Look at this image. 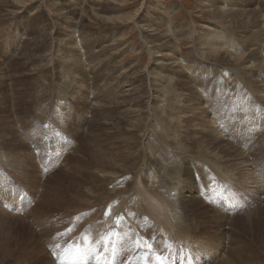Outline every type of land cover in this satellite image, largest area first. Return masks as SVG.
Returning <instances> with one entry per match:
<instances>
[{"label": "rangeland", "instance_id": "374dc122", "mask_svg": "<svg viewBox=\"0 0 264 264\" xmlns=\"http://www.w3.org/2000/svg\"><path fill=\"white\" fill-rule=\"evenodd\" d=\"M212 1L155 0L156 4H152L147 0H0V153L5 152L0 154V188L6 192V197H0V205L7 203V210L11 211H4L0 206V264H89L86 255L77 254L80 246L90 242L100 243L98 250H102L106 238L105 229L108 228L109 233L116 237L120 236V231L127 232L123 234L130 240L129 244L121 236L125 245L121 240L111 238L124 245L125 258L137 259V253L147 252V244H144L146 240L152 245L151 251L158 254L188 249L189 244H195V251L206 246V252L214 256L204 259L206 263L202 264H219L228 255V259L248 255V259L264 264V187L257 194L253 186L258 184L252 186L248 185L251 184L249 181H245L250 170L254 172L260 169L264 172V106L259 103H264L261 101L264 93L259 91L256 84L249 87V84L244 83L246 74L241 71L250 57L239 61L240 64L237 62L233 67L228 64L218 67L214 58L206 56L201 59L205 66L202 69L196 68L192 62L182 65L183 69L172 68L166 60L170 52L164 50L156 53L158 42L152 40V32H143L140 28L151 20H156L157 26H168L165 28L171 34V40L181 44L182 58L194 60L197 59L195 46L192 38L186 36L187 32H193L194 39L199 40L205 38L207 31L220 29L227 34V38L236 39V51L244 55L239 34L249 37L252 34L247 29H241L237 20L244 11L246 13L241 19H247L249 11L254 7L264 10L261 7L264 6V0H252V4L247 0H227L228 4L222 7L228 10L233 8L230 14L236 16L229 18L231 21L227 24L221 23L222 26L211 12L217 8L216 5H220ZM238 8L242 11H235ZM191 25L195 28L189 30ZM153 49L155 51L151 55ZM232 55L237 56L236 52H232ZM158 57L160 60L157 61ZM75 62L83 65L75 66ZM233 74H238V78ZM131 77H135L136 81ZM255 78L263 79L261 76ZM66 80L70 81L67 85L70 87L63 94L60 88ZM42 88L47 91H42ZM190 91L191 94L200 92L202 98L217 101L213 111H217L214 115L220 118H215L216 122L211 124L217 125L220 137L235 146L234 151H223L226 146L218 140H212L213 136L208 134L211 126L207 123L208 115H203L197 101L187 100ZM60 94L62 96L59 97ZM39 100L44 103L42 106ZM23 107L30 108L26 110ZM158 107L166 111L162 116L166 118V129L160 121L162 118L157 120L153 115L154 112L160 113L161 108ZM234 112L247 113L246 117L253 116L255 125L242 120V115L236 118L237 113L234 115ZM222 115L230 119V123H226L228 126H224L226 121ZM220 123L222 129L225 127V133ZM235 123L238 124L235 126ZM146 127L153 131L148 135L150 139L145 136ZM7 129L12 132L7 133ZM6 138L8 144H4ZM130 144L134 146L130 148ZM96 150L99 153L107 150L105 159H109L110 164H106L105 160L100 161L101 157ZM128 152H138L139 159L135 165L130 163ZM238 153L255 157L249 169L237 163ZM216 155H220V159ZM115 157L118 158V168L111 165ZM127 158L128 163L125 162ZM177 159L185 161L181 172L165 174L163 165L168 160ZM134 182H138L141 188L154 196L159 191L166 193L169 190L167 202L174 203L177 210L179 208L186 229L193 237H187L188 241L179 243L163 235L155 217L137 208ZM14 186L26 191L30 199L32 195L25 210V204L21 209H16L12 193ZM188 187L193 189L191 194L195 197L190 198L183 192V188ZM31 190L40 197L38 199L42 201V206ZM224 195L239 202L238 209L233 212L223 209ZM106 201L109 202L108 207L120 205L121 211L125 212L116 216L108 227L101 224V219L94 215L96 210L101 212L108 203ZM132 204L135 207L131 208ZM134 228H138L137 233L130 230ZM100 236L103 239H99ZM137 240L140 248L136 247ZM111 246L109 242L107 247ZM27 250L32 251L28 253ZM86 250L89 248L86 247ZM80 257L86 260L81 261ZM107 259L108 256L105 258L106 263ZM122 260L126 263L124 258Z\"/></svg>", "mask_w": 264, "mask_h": 264}, {"label": "bare ground", "instance_id": "6f19581e", "mask_svg": "<svg viewBox=\"0 0 264 264\" xmlns=\"http://www.w3.org/2000/svg\"><path fill=\"white\" fill-rule=\"evenodd\" d=\"M148 1H150V3H152V4H156L155 3V0H147V2ZM214 2H216V3H218L220 6L218 7V5H216L217 6V8L216 9H214L213 11H211L212 13H214L215 15V17L216 18H218V22L220 23V26H222L221 25V23H225V24H227L226 22H230L228 19L230 18H234L235 16H236V14H230V12H232V11H234L233 10V8L231 9V10H228V9H226L225 7H222V6H225L224 4H228V3H226L227 2V0H213ZM212 1V2H213ZM248 1V3H251L252 2V0H247ZM221 3V4H220ZM254 3V2H253ZM232 4V3H231ZM252 4V3H251ZM248 5H250V4H248ZM156 6V5H155ZM261 7H264V6H262L261 5ZM174 8V7H173ZM159 9V8H158ZM176 10V9H175ZM235 11H242V10H240V8H238V9H235ZM159 12H160V10H159ZM250 13H249V16H248V18L246 19V18H244V19H241V16L242 15H244V13H246L245 11L243 12V13H240L241 14V16H239L240 18L237 20V25L239 26V27H241V29L242 28H244V29H247V30H249L250 31V33L252 34V35H250V37L247 35H244V34H239V36H241L240 38L242 39V44H243V48L241 49V51L244 53V55L241 53V52H239V51H236V42H235V40L236 39H231V38H227L228 36H227V34L225 33V32H221V30L219 29V30H216L215 29V31H207L208 32V34L205 36V38L204 37H202V38H200L199 40H196V39H194V36H193V32L191 33L190 31H188L187 32V34H186V36H189V37H191L192 38V41H193V44H194V46H195V52H196V57H197V59L196 60H194L193 58L192 59H185V58H182V50H181V44H180V42H178V41H176V40H174V41H172L171 40V37H170V35L171 34H168V32H167V27L165 28V27H161L162 25L160 24V25H158L157 26V24H156V20L155 21H153V20H151V21H149V22H147V23H143L144 25H142L140 28H141V30L143 31V32H147V33H151L152 32V37H153V41L155 40L156 42H158V44H157V48H156V53L157 52H162V51H166V52H170L169 54H171V55H166L167 56V62H168V64H170L169 66L170 67H178V68H182L181 66L182 65H186V63L187 62H192L194 65H195V67L196 68H198V69H202V68H204L205 66H204V63H203V59H205L206 58V56H208V58L210 57V58H214L216 61H217V66L219 67L221 64L223 65V64H228V65H232V67L233 66H235V64L238 62L239 64H240V62L239 61H243V60H245L246 59V57H250L248 60H246L247 62L245 63V66L243 67V69L241 70V71H243V73H244V75L246 74V76H245V80H243L244 81V83H247V85L249 84V87H250V85H254V84H256V87H258V89H259V91H261V92H263L264 93V83H263V81L262 80H264V10H262L261 8H255L254 7V9H251L250 11H249ZM164 15V14H163ZM168 15V14H167ZM248 15V14H247ZM155 16V15H154ZM144 18V17H143ZM249 18H250V20H249ZM145 19V18H144ZM156 19L158 20V19H160V18H157L156 17ZM144 21H147L146 19L144 20ZM167 21H165V23H166ZM169 22H170V20H169ZM218 22H217V24H218ZM162 23V22H161ZM163 24V23H162ZM171 24V23H170ZM234 24V23H233ZM169 25V24H168ZM170 26V25H169ZM234 27V26H233ZM236 27V26H235ZM234 27V28H235ZM146 28V29H145ZM183 28V27H182ZM195 27L194 26H192L191 25V28L189 27L188 29L190 30V29H194ZM219 28H221V27H219ZM230 28H232V27H230ZM234 28H233V30H234ZM162 29H165V30H162ZM186 29V28H185ZM223 29V28H222ZM180 30V29H179ZM182 30V29H181ZM180 30V31H181ZM184 30V29H183ZM208 30V29H207ZM228 30V29H227ZM231 30V29H230ZM240 29H238V31H239ZM174 31V30H173ZM177 31V30H176ZM179 31V32H180ZM232 31V30H231ZM235 31V30H234ZM233 31V32H234ZM237 31V30H236ZM246 31V30H245ZM232 32V33H233ZM171 33V32H170ZM176 33H178V32H176ZM175 33V34H176ZM217 33H218V38H217ZM220 34H222V35H220ZM234 34V33H233ZM238 35V34H237ZM244 35V36H243ZM177 36H178V34H177ZM176 36V37H177ZM223 36V37H222ZM176 37L175 38H173V39H176ZM217 38V39H216ZM74 39V38H73ZM190 39V38H189ZM76 40V39H75ZM76 44V43H75ZM166 44V46H164ZM240 44V43H239ZM239 46V45H238ZM237 46V47H238ZM150 49V48H149ZM178 49H180V50H178ZM154 49L152 50V51H150V53H151V55L154 53ZM236 52V54H237V56H233L232 55V52ZM238 52H239V54H238ZM240 53L242 54V55H240ZM164 54V53H163ZM249 54V55H248ZM165 55H164V57H165ZM235 55V54H234ZM163 58V57H162ZM186 58H188V57H186ZM66 59V58H65ZM202 59V60H201ZM77 60V59H76ZM156 60L158 61V60H160V58L158 57V58H156ZM65 61V60H64ZM67 61H68V59H67ZM70 62V61H69ZM219 62V63H218ZM65 63V62H64ZM64 63H62L64 66H66V64H64ZM75 63H77L76 65H75ZM74 63V65L75 66H77L78 64H80V65H83L81 62L79 63V62H75ZM242 63V62H241ZM255 63V64H254ZM70 64V63H69ZM243 64V63H242ZM74 65H72L73 67H74ZM80 65H78V66H80ZM165 65V64H164ZM70 66V65H69ZM221 67H223V66H221ZM241 67V66H240ZM78 68V67H77ZM76 68V69H77ZM229 68V67H228ZM235 69H236V67H234ZM237 68H238V66H237ZM257 68V69H256ZM83 69V68H82ZM183 69V68H182ZM221 69V68H220ZM239 69H241V68H239ZM172 70V69H171ZM219 70V69H218ZM232 70H234L233 68H232ZM65 71V70H64ZM225 71V70H224ZM236 71H239V70H236ZM263 71V72H262ZM217 72H220V71H217ZM216 72V73H217ZM235 72V71H234ZM65 73V72H64ZM159 73V72H158ZM215 73V72H214ZM232 73V72H231ZM210 74V73H209ZM241 74V73H240ZM162 75V74H161ZM226 75H228L227 73H226ZM234 75V74H233ZM135 76V75H134ZM162 76H164V75H162ZM229 76V75H228ZM235 76V75H234ZM237 76H238V74H237ZM237 76H235L236 78H238ZM241 75H239V77H240ZM257 76H261V77H263V79L262 80H258V79H256L255 77H257ZM43 77V76H42ZM167 77H169V74L167 73ZM67 78V77H66ZM132 78V77H131ZM173 78V77H172ZM221 78H224V77H221ZM226 78V77H225ZM224 78V79H225ZM231 78V77H230ZM244 78V77H243ZM132 79H134V81H136V79H135V77H133ZM138 79V78H137ZM163 79V78H162ZM171 79V78H170ZM223 79V80H224ZM229 79V78H228ZM172 80V79H171ZM170 80V81H171ZM174 80H175V78H174ZM220 80V79H219ZM226 80H227V78H226ZM241 80V79H240ZM42 81H43V79H42ZM40 82V81H39ZM44 82V81H43ZM132 82V81H131ZM168 83H169V81H167ZM176 82V81H175ZM179 82H180V80H179ZM69 83H70V81L69 80H66V81H63V84H62V86H61V92H63V94H65L67 91L66 90H69V87H67V85H69ZM171 83V82H170ZM239 83V82H238ZM45 84V83H44ZM49 84V83H48ZM132 84V83H131ZM137 84V83H136ZM178 84V83H177ZM243 84V83H242ZM43 85V84H42ZM55 85V84H54ZM61 85V84H60ZM138 85V84H137ZM136 85V86H137ZM175 85V84H174ZM205 85V84H204ZM238 85H240V84H238ZM48 86V85H47ZM140 86V85H139ZM143 86V85H142ZM171 86V85H170ZM36 87H37V85H36ZM40 88H41V86H39ZM66 87V88H65ZM141 87V86H140ZM194 87V86H193ZM40 88H37L38 90H40ZM47 88V87H46ZM59 88V87H58ZM216 88V87H215ZM43 89V90H42ZM41 90L42 91H44V88H42ZM57 89V88H56ZM59 89V90H60ZM138 89V88H137ZM160 89V88H159ZM168 89V88H167ZM249 89V88H248ZM247 89V90H248ZM258 89H257V91H258ZM163 90V89H162ZM161 90V91H162ZM165 90V89H164ZM244 90H245V88H244ZM250 90H251V88H250ZM36 91V90H35ZM47 90H45L44 92H46ZM53 91H55V90H53ZM57 91V90H56ZM141 91V90H140ZM139 91V92H140ZM146 91V90H145ZM158 91V90H157ZM166 91V90H165ZM165 91H163V92H165ZM252 91V90H251ZM37 92V91H36ZM41 92V91H40ZM143 92V91H142ZM158 92H160V91H158ZM207 92V91H206ZM247 92V91H246ZM38 93H39V91H38ZM57 93V92H56ZM146 94H147V92H145ZM162 93V92H161ZM192 92L190 91V94H189V98H187V100H193V101H197L198 102V104H199V107H201V109H202V111H203V115H208V116H206L207 118H208V122L207 123H215L216 122V119L215 118H220L219 116H217V117H215V113L217 112V111H213V109H214V107H216L217 106V101L216 100H214V99H208V97H205V98H202L201 97V94H200V92H198V93H194V94H191ZM211 94H212V92H210ZM209 93V94H210ZM35 94V93H34ZM37 94V93H36ZM48 93H46V95H47ZM137 94H139V93H137ZM162 94H164V93H162ZM166 94H168V93H166ZM44 95V94H43ZM113 95H114V97L116 96L114 93H113ZM161 95V94H160ZM222 95V94H221ZM21 96H22V93H21ZM23 96H25V95H23ZM45 96V95H44ZM59 97L60 96H62L61 94L60 95H58ZM131 96H132V94H131ZM139 96V95H138ZM149 96V95H148ZM219 96H220V94H219ZM262 96V95H261ZM29 97V96H28ZM27 97V98H28ZM40 97V96H39ZM106 97V96H105ZM164 97V96H163ZM172 97V96H171ZM170 97V98H171ZM191 97H193V98H191ZM212 97H213V95H212ZM264 97V96H263ZM45 98V97H44ZM129 98H130V96H129ZM128 98V99H129ZM131 98H133V96L131 97ZM150 98V97H149ZM148 98V99H149ZM169 98V99H170ZM23 99V98H22ZM46 99V98H45ZM108 99H110V98H107V100ZM147 99V100H148ZM165 99H166V97H165ZM164 99V100H165ZM168 99V98H167ZM262 99V98H261ZM260 99V100H261ZM29 100V99H28ZM27 99L25 100V101H28ZM31 100V99H30ZM36 100V99H35ZM129 100H131V99H129ZM135 100H136V98H135ZM137 100H138V98H137ZM182 100V99H181ZM220 100H221V98H220ZM37 101H38V99H37ZM40 101V100H39ZM45 101V100H44ZM166 101V100H165ZM262 102H264V99L263 100H261ZM4 102V101H3ZM14 102V101H13ZM12 102V103H13ZM30 102V101H29ZM35 102V101H34ZM41 102V101H40ZM46 102V101H45ZM119 102H121V101H119ZM126 102V101H125ZM167 102V101H166ZM2 103V102H1ZM0 103V104H1ZM32 104H33V97H32V102H31ZM30 103V104H31ZM161 103H163L162 101H161ZM221 103V102H220ZM260 104H262V106H264V103H261V102H259ZM27 104V103H26ZM29 104V103H28ZM36 104V103H35ZM42 104H44V103H42L41 102V104H40V106H42ZM164 104V103H163ZM192 104V103H191ZM21 105V104H20ZM38 105V104H37ZM124 105V104H123ZM168 105V104H167ZM167 105L165 106V107H167ZM176 105V104H175ZM189 105V104H188ZM194 105V104H193ZM18 106V105H17ZM24 107H26L27 105H23ZM30 106V105H29ZM46 106H47V104H46ZM45 106V107H46ZM23 107V108H24ZM37 107H39V106H37ZM190 107V106H189ZM198 107V108H199ZM18 108V107H17ZM30 108V107H29ZM28 108V109H29ZM156 108H157V105H156ZM158 108H161L160 110H159V112L160 113H157V112H154V117L158 120V118L160 119V118H162V120H160V121H162V124L164 125V128L166 129V127H168V126H165V124H166V118H164V117H162V116H164L163 114V112H166L165 111V109L164 108H162V107H158ZM168 108H169V106H168ZM180 108V107H179ZM192 108H193V106H192ZM220 108V107H219ZM24 109H26V108H24ZM28 109H26V110H28ZM37 109H39V108H37ZM45 109V108H44ZM167 109V108H166ZM220 109H223V107L222 108H220ZM18 111H20V110H18ZM41 111V110H40ZM168 111V110H167ZM219 111V110H218ZM16 112V111H15ZM45 112H46V110H45ZM2 113V112H1ZM41 113H43V112H41ZM237 112H234L233 114L235 115ZM14 114H18V112L17 113H14ZM166 115V114H165ZM237 115L239 116L240 115V117H241V115L243 116V118H241L242 120L243 119H245L247 122L248 121H250L249 123L250 124H252V125H255L254 123H255V118L253 117V116H251V117H246L247 116V113H245V114H241V113H237L235 116H236V118H237ZM2 116V115H1ZM169 116H170V114H169ZM168 116V117H169ZM41 117V116H40ZM221 117H223V119L226 121L225 122V124H224V126H228L226 123H230V119H226L225 117H224V115H222ZM170 118V117H169ZM178 118H180V117H178ZM258 118V116L256 117V119ZM154 119V118H153ZM155 119V120H156ZM215 119V121H213ZM218 119H217V121H218ZM11 119H9V121H10ZM175 120V119H174ZM222 120V119H221ZM233 120H234V118H233ZM2 121V120H1ZM6 121V120H5ZM176 121V120H175ZM207 121V120H206ZM29 122V121H28ZM153 122H154V120H153ZM2 123V122H1ZM157 123V122H156ZM159 123V122H158ZM161 123V122H160ZM172 123V122H171ZM240 123H241V121H240ZM248 123V124H249ZM143 124V123H142ZM209 124V125H210ZM218 124V123H217ZM221 124L222 123H220L219 124V126H220V128L222 129V127H221ZM236 124H238V123H235L234 125L236 126ZM24 125V124H23ZM152 125V124H151ZM150 125V126H151ZM159 125V124H158ZM163 125H162V127H163ZM169 125V124H168ZM171 125H173V124H171ZM3 126V125H2ZM147 126V125H146ZM154 126V125H153ZM160 126V125H159ZM183 126V125H182ZM216 126L217 125H215L214 126V124H211V126L209 127V132H208V134L209 135H212L213 137H212V140L213 141H216V140H218V141H220L221 143L220 144H223L224 145V147L226 146V150H224L223 148V151H234L233 149H235L233 146H231L230 144H228L226 141H225V138H222V137H220L219 135H220V133L218 132V128H216ZM4 127V126H3ZM2 127V128H3ZM7 127H9V126H7ZM161 127V128H162ZM169 127H171V126H169ZM175 127V126H174ZM174 127H172V128H174ZM178 127V126H177ZM1 128V127H0ZM141 128V127H140ZM148 127H146V130H145V128H144V130L146 131L145 132V136L147 137L148 135H150L153 131H152V129H150V130H148L147 129ZM152 128V127H151ZM154 128V127H153ZM6 129V128H5ZM142 129L143 128H141L140 130L142 131ZM176 129V128H175ZM206 129H208V128H206ZM8 130V132L7 133H9V132H12V131H10V129H7ZM6 130V131H7ZM161 130V129H160ZM171 130V129H170ZM229 131L231 130V129H228ZM14 131V130H13ZM17 131V130H16ZM15 131V132H16ZM185 131V130H184ZM225 131V127L222 129V132L223 133H225L224 132ZM15 132H13V133H15ZM144 132V131H143ZM187 132V131H186ZM221 132V133H222ZM230 132H232V131H230ZM13 133H12V135H13ZM129 133V132H128ZM132 133V132H131ZM155 133V132H154ZM163 133V132H162ZM178 133H180V132H178ZM4 134V133H3ZM11 134V133H10ZM17 134V133H16ZM165 134L167 135V131H165ZM201 134V133H200ZM231 134V133H230ZM6 135V134H5ZM19 135V134H18ZM127 135V134H126ZM142 135V134H141ZM143 135H144V133H143ZM158 135H160V134H158ZM164 135V134H163ZM163 135H161V136H163ZM172 135V134H171ZM203 135V134H202ZM3 136V135H2ZM1 136V137H2ZM17 136V135H16ZM21 136V135H20ZM207 136V135H206ZM234 136V135H233ZM7 137V136H6ZM9 137H11V135L10 136H8V139H9ZM13 137V139L15 140V136L13 135L12 136ZM173 137V136H172ZM202 137H204V136H202ZM208 137V136H207ZM3 138H5V136L3 137ZM21 138V137H20ZM126 138V137H125ZM128 138V137H127ZM148 138H149V136H148ZM152 138V137H151ZM162 138V137H161ZM211 138V137H210ZM150 139V138H149ZM159 139V138H158ZM170 140L172 139V138H169ZM180 139H182V138H180ZM11 140V139H10ZM21 140V139H20ZM23 140V139H22ZM164 140H166V139H164ZM175 140V139H174ZM205 140V139H204ZM227 140V139H226ZM231 140V139H230ZM1 141V140H0ZM7 138H6V143H4V144H8L7 143ZM16 141V140H15ZM25 141V140H24ZM142 141V140H141ZM207 141H209V140H207ZM145 142V141H144ZM149 142V141H148ZM163 142V141H162ZM179 142V141H178ZM10 143H12V142H10ZM14 143V142H13ZM17 143V142H16ZM19 143V142H18ZM118 143V142H117ZM164 143V142H163ZM177 143V142H176ZM207 143H209V142H207ZM207 143H206V145L205 146H207L208 147V145H207ZM215 143V142H214ZM19 144H21V143H19ZM24 144V143H23ZM22 144V145H23ZM124 144V143H123ZM135 144V143H134ZM134 144H130L129 146H130V148H132L133 146H134ZM150 144V143H149ZM210 144V143H209ZM0 145H2V144H0ZM120 145V144H119ZM152 145V144H151ZM151 145H148V146H151ZM155 145V144H154ZM163 145V144H162ZM181 145V144H180ZM216 145V144H215ZM219 145V144H218ZM217 145V146H218ZM236 145V144H235ZM5 146V145H4ZM141 146V145H140ZM156 146V145H155ZM164 146V145H163ZM168 146V145H167ZM170 146V145H169ZM195 146V145H194ZM211 147H212V144L210 145ZM14 147H15V145H14ZM13 147V148H14ZM25 147H27V145L25 146ZM118 147V146H117ZM126 147V146H125ZM214 147V146H213ZM2 147L0 146V149H1ZM17 148H19V147H17ZM31 148V147H30ZM119 148V147H118ZM117 148V149H118ZM129 148V149H130ZM140 148V147H139ZM181 148H183V147H181ZM180 148V149H181ZM186 148V147H185ZM204 148V147H203ZM206 148V147H205ZM216 148V147H215ZM219 148V147H218ZM8 149V148H7ZM11 149V148H10ZM15 149H16V147H15ZM125 149V148H124ZM176 149V148H175ZM209 149H210V147H209ZM14 150V149H13ZM12 150V151H13ZM99 150V149H98ZM120 150V149H119ZM149 150V149H148ZM211 150V149H210ZM253 150V149H252ZM264 150V149H263ZM12 151H10V152H12ZM97 151V150H96ZM101 151V150H100ZM182 151V150H181ZM198 151H199V148H198ZM203 151V150H202ZM209 151V150H208ZM257 151V150H256ZM260 151V150H259ZM154 152V151H153ZM183 152H185V151H183ZM197 152V151H196ZM204 152V151H203ZM202 152V153H203ZM206 152H207V149H206ZM214 152V151H213ZM250 152H252V151H250ZM5 152H3V153H0V154H4ZM19 153V152H18ZM96 153H98V155L101 157L99 160L100 161H102V162H104V160L106 161V164H110V161H109V159L108 160H106L105 159V157H106V154H107V150H106V152H101V153H99L98 151L96 152ZM209 153V152H208ZM215 153V152H214ZM217 153V152H216ZM219 153H220V151H219ZM253 153V152H252ZM14 154H15V152H14ZM112 154V153H111ZM110 154V155H111ZM128 154V158L129 159H131V161H130V163L131 164H133V165H135L136 163H137V161H138V159H139V155H138V152H136V153H133V152H128L127 153ZM156 154V153H155ZM171 154V153H170ZM186 154V153H185ZM184 154V155H185ZM196 154V153H195ZM211 154V153H210ZM209 154V155H210ZM229 154V153H228ZM227 154V155H228ZM24 155V154H23ZM188 155V154H187ZM198 155V154H197ZM206 155V154H205ZM213 155V154H212ZM234 155H235V153H234ZM253 155V154H252ZM1 156V155H0ZM4 156V155H3ZM13 156V155H12ZM115 156V155H114ZM119 156H120V154H119ZM147 156V155H146ZM180 156V155H179ZM208 156V155H207ZM216 156H220V155H216ZM223 156V154H221V156L220 157H222ZM225 156V155H224ZM154 157V156H153ZM157 157H159V156H157ZM178 157V156H177ZM205 157V156H204ZM220 157H219V159H220ZM236 157H239V159H238V164H240V165H242L243 167L245 166V168H246V166L248 167V169L250 168V165H253V161H254V159H255V157H253V156H249V154L248 155H246V154H242V153H238L237 154V156ZM235 157V158H236ZM258 157V156H257ZM109 158V157H108ZM128 158L127 159H125V162L126 163H128ZM144 158V157H143ZM149 158V157H148ZM152 158V157H151ZM160 158V157H159ZM164 158V157H163ZM175 158V157H174ZM196 158H197V156H196ZM213 158V157H212ZM228 158H230V157H228ZM227 158V159H228ZM112 158H110V160H111ZM188 159V158H187ZM200 159V158H199ZM209 159H210V157H209ZM223 159H225V158H223ZM234 159V158H233ZM259 159V158H258ZM150 160V159H149ZM163 160V159H162ZM194 160V159H193ZM204 161H205V159H203ZM215 160V159H214ZM217 160V159H216ZM230 160V159H229ZM188 161V160H187ZM196 161V160H195ZM211 161V160H210ZM220 162H221V160H219ZM228 161V160H227ZM108 162V163H107ZM121 162V161H120ZM156 162V161H155ZM202 162V161H201ZM232 162V161H231ZM235 162H236V160H235ZM257 162V161H256ZM260 162V161H259ZM188 163V162H187ZM217 163V162H216ZM230 162H228V164H229ZM140 164V163H139ZM182 164H185V161L184 160H182V159H177V160H168L167 161V163L165 164V165H163V172L165 173V174H167V175H175V174H177L178 172H181V166H182ZM212 164V163H211ZM226 164H227V162H226ZM255 164V163H254ZM258 164V163H257ZM256 164V165H257ZM111 165L113 166V167H115V168H118V167H120V166H118V158L117 157H115V158H113L112 159V161H111ZM155 165V164H154ZM157 165V164H156ZM196 165V164H195ZM207 165V164H206ZM222 165V164H221ZM225 165V164H224ZM111 166V167H112ZM141 166H143V165H141ZM151 166V165H150ZM211 166H214V165H211ZM237 166V165H236ZM255 166V165H254ZM239 167V166H238ZM241 167V166H240ZM187 168V167H186ZM190 168V167H189ZM188 168V169H189ZM195 168H198V167H195ZM244 168V169H245ZM124 169V168H123ZM138 169V168H137ZM140 169V168H139ZM154 169V168H153ZM160 169V168H159ZM187 169V170H188ZM204 169V168H203ZM206 169V168H205ZM217 169H218V167H217ZM220 169V168H219ZM226 169V168H225ZM228 169V168H227ZM233 169V168H232ZM231 169V170H232ZM235 169V168H234ZM242 169V168H241ZM43 170V169H42ZM192 170V169H191ZM215 170V169H214ZM223 170H224V167H223ZM45 171V170H44ZM154 171V170H153ZM159 171V170H158ZM161 171V170H160ZM183 171V170H182ZM236 171H239L238 169L236 170ZM243 171H245V170H243ZM129 172V171H128ZM192 172V171H191ZM201 172V171H200ZM199 172V173H200ZM225 172H227V170L225 171ZM233 172H235V171H233ZM240 172V171H239ZM248 172H250V173H248V176H247V178H245V181L246 182H250L251 184H249L248 183V185H252V184H258L257 186H253V189L255 188L256 189V193L257 194H259V192L261 191V190H263L262 189V187H264V172H262V171H260V169L259 170H256V171H254V172H251V170L250 171H248ZM258 172H259V175H258ZM88 173V172H87ZM139 173V172H138ZM141 173V172H140ZM183 173V172H182ZM241 173H242V171H241ZM155 174V173H154ZM219 174V173H218ZM225 174V173H224ZM223 174V175H224ZM229 174V173H228ZM235 174V173H234ZM159 175H160V173H159ZM230 175V174H229ZM243 175H244V173H243ZM245 175H247V174H245ZM37 176V175H36ZM39 176V175H38ZM143 176V175H142ZM165 176V175H164ZM192 176V175H191ZM220 176H221V174H220ZM226 176V175H225ZM232 176V175H231ZM135 177V176H134ZM139 177V176H138ZM152 177V176H151ZM185 177V176H184ZM188 178V177H187ZM241 178V177H240ZM154 179H155V177H154ZM157 179V178H156ZM155 179V180H156ZM178 179V178H177ZM183 179V178H182ZM23 180V179H22ZM137 180H138V178H137ZM184 180V179H183ZM183 180H182V182H183ZM163 181V180H162ZM180 181V180H179ZM187 181V180H186ZM189 181V180H188ZM138 182H139V180H138ZM138 182H134L135 183V186H136V194H137V196H136V199H135V201H136V205H137V208L138 209H140L143 213H150L151 214V216H152V218H153V216L155 217V219L157 220V226H158V229L163 233V235H166L169 239H172V240H174V241H177V242H179V243H185L186 241H188L189 239H187V237L188 238H190V237H193V236H191L192 234H190L191 232L188 230V229H186L187 228V225L184 223V221H183V219H182V214L178 211L179 210V208H178V210L174 207V203H168L167 202V194H169V190L166 192V193H163V192H157V196H154L153 194H151V193H149L148 191H146L145 189H143V188H141L142 186H140L139 185V183ZM193 182V181H192ZM241 182H243V180L241 181ZM149 183V182H148ZM163 183V182H162ZM173 183V182H172ZM244 183V182H243ZM49 184V183H48ZM184 184V183H183ZM172 185V184H171ZM185 185V184H184ZM102 186V185H101ZM179 186V185H178ZM29 187V186H28ZM29 188H31V187H29ZM41 188V187H40ZM110 188V187H109ZM145 188V187H144ZM126 189V188H125ZM173 189V188H172ZM260 189V190H259ZM109 190V189H108ZM149 190V189H148ZM32 191V190H31ZM47 191V190H46ZM33 192V191H32ZM84 192V191H83ZM92 192V191H91ZM165 192V191H164ZM183 192H185V193H187V195L186 194H183V195H186V196H190V198L191 197H195L196 195H192L191 193L193 192V189H191V187H188L187 189L186 188H183ZM34 193V192H33ZM37 193H38V191H37ZM43 193V192H42ZM42 193H39V194H42ZM262 193H264V190H263V192ZM64 194V193H63ZM115 194V193H114ZM34 195H35V193H34ZM111 195V194H110ZM181 195V194H180ZM192 195V196H191ZM222 196H223V194H221ZM38 196V195H37ZM36 195H35V198H36V200H38L39 201V204L41 205V200H39L38 198H40V197H37ZM50 196V195H49ZM100 196V195H99ZM0 197H6V192H5V190L4 189H1L0 188ZM171 198V197H170ZM31 200H32V195H31ZM36 200H34V202H36ZM112 200V199H111ZM122 200V199H121ZM38 201H37V203H38ZM109 201V200H108ZM108 201H106V202H108ZM31 202V201H30ZM29 201H27V202H25V207H24V210L28 207V203H30ZM127 202H128V200H127ZM134 202V201H133ZM79 203V202H78ZM77 203V204H78ZM105 203V202H104ZM129 203V202H128ZM127 203V204H128ZM236 203V205H237V207L236 208H238L239 207V205H238V203L237 202H235ZM43 204V203H42ZM102 204V203H101ZM108 204H109V202L108 203H106V206L102 209L101 207V212H99V211H94V215H95V217L97 218V219H101V221H102V223L101 224H103V225H105V226H109L114 220H115V218H116V216H118V215H121L122 213H125V212H123V211H121V209H120V205H117V206H115V207H112V206H109L108 207ZM119 204V203H118ZM122 204V203H121ZM32 205V204H31ZM37 205V204H36ZM48 205H53V204H50V203H48ZM99 206H100V203L98 204ZM97 205V206H98ZM135 205V204H134ZM133 204L130 206L131 208H133V207H135ZM183 205V204H182ZM1 206V205H0ZM42 206V205H41ZM47 206V205H46ZM78 206V205H77ZM102 206V205H101ZM2 207V209L4 210V211H10V210H7V209H4L3 208V206H1ZM31 207V206H30ZM70 207H72V206H70ZM74 207V206H73ZM85 207H87V206H85ZM84 207V208H85ZM213 207V206H212ZM242 207H243V205H242ZM34 208H36V207H34ZM58 208H62V207H58ZM90 208H91V206H90ZM93 208V207H92ZM95 208H96V206H95ZM143 209V210H142ZM223 209H224V207H223ZM23 210V211H24ZM38 210V209H37ZM65 210V209H64ZM71 210V209H70ZM80 210H82V209H80ZM100 210V209H99ZM35 211V210H34ZM33 211V212H34ZM55 211V210H54ZM53 211V212H54ZM68 211V210H67ZM67 211H64V212H67ZM72 211H74V210H72ZM72 211H71V213H72ZM140 211V212H141ZM182 211V210H181ZM200 211V210H199ZM11 212V211H10ZM14 212V211H13ZM16 212V211H15ZM36 212V211H35ZM41 212V211H40ZM49 212H51V211H49ZM52 212V213H53ZM56 212V211H55ZM76 212H77V210H76ZM210 212H211V210H210ZM229 212H233V210H231V211H229ZM37 213V212H36ZM51 213V214H52ZM62 213H63V211H62ZM68 213V212H67ZM73 213H75V212H73ZM213 213V212H212ZM50 214V213H49ZM149 214V215H150ZM189 214V213H188ZM209 214V213H208ZM221 214V213H220ZM34 215V214H33ZM39 215V214H38ZM37 215V216H38ZM47 215V214H46ZM65 215V214H64ZM67 215V214H66ZM69 215H71V214H69ZM93 215V216H94ZM149 215H147V216H149ZM215 215V214H214ZM217 215V214H216ZM45 216V215H44ZM50 216H52V215H50ZM49 216V217H50ZM68 216V215H67ZM191 216H192V214H191ZM69 217V216H68ZM150 217V216H149ZM185 217V216H184ZM15 218V217H14ZM62 218V217H61ZM60 218V219H61ZM16 220H17V218H15ZM28 219V218H27ZM58 219V218H57ZM59 219V220H60ZM64 219H67V218H64ZM63 219V220H64ZM88 219H90L89 217H88ZM92 219H94V217H92ZM96 220V219H95ZM154 220V219H153ZM88 222V221H87ZM87 222H85V223H87ZM97 222V221H96ZM154 222V221H153ZM211 222V221H210ZM214 222V221H213ZM212 222V223H213ZM220 222V221H219ZM84 222L82 223V224H85ZM209 223V222H208ZM215 223V222H214ZM60 224V223H59ZM100 224V225H101ZM198 225V224H197ZM206 225V224H205ZM207 227V226H206ZM45 228V227H44ZM146 228V227H145ZM118 229V228H117ZM138 228H134V229H130V230H132V231H134L135 233H137L138 232V230H137ZM147 229H148V227H147ZM201 229V228H200ZM119 230V229H118ZM129 229H128V232L130 231ZM151 230V229H150ZM204 230V229H203ZM105 231H106V238H104L105 240L103 241L104 242V245H102V250H98V246H99V244H90V243H92V242H90V243H88L87 245H82V246H80L81 247V249H79L80 251H79V253H83V254H85L86 256H87V258H88V260H89V264H104V258H105V255H106V251L108 250L109 251V256H110V254L112 253V251L114 250V249H116V252H117V258H116V262H115V264H124L123 263V260H122V258H124L125 260H126V263H137V264H156V263H158L159 261H161V260H166V258H173L175 255H177V256H179V257H187V259L189 260V261H191V260H194L195 261V263L196 264H202L203 262H205L206 263V261L204 260V259H208V258H210L211 257V255H213L214 256V254L212 253L211 255H209L207 252H206V246H203V248L202 249H200V247H199V249H197L196 251H195V247H194V245L195 244H189V248L187 249V248H182V249H177V250H170V251H167V252H165V253H156V252H154V251H147V252H139V253H137L136 255V257H138L139 256V258H137V259H135L134 257H131V258H125L124 257V255H123V253H125V251H124V245H125V242H124V240L129 244V242H130V240L129 239H127L126 238V235L125 234H123V233H127V232H122L121 233V231H120V236L124 239H122L120 236H118V237H116V235H114V234H110L109 233V228H108V230L107 229H105ZM202 231V230H201ZM151 232V231H150ZM22 233V232H21ZM20 233V234H21ZM115 233V232H114ZM148 234H149V232H148ZM154 234V232L153 233H151L150 234V237H151V235H153ZM194 234V233H193ZM196 234V233H195ZM216 234V233H215ZM222 234H223V232H222ZM198 236V235H197ZM111 238H113V239H117V240H121L122 241V243L124 244H122L121 242H119V241H116V240H111ZM153 238V237H152ZM99 239H103L101 236L99 237ZM108 240V241H107ZM106 241V242H105ZM154 241H156L155 239H154ZM197 241H198V239H197ZM109 242H111V244L113 245V246H111V247H107V245H108V243ZM156 242H158V241H156ZM195 242V241H194ZM114 243H115V245H114ZM29 244V243H28ZM32 245V244H31ZM117 245V246H116ZM198 246V245H197ZM221 246V245H220ZM43 247V246H42ZM86 247L87 248H89V250H86L85 251V249H86ZM222 247V246H221ZM240 247V246H239ZM7 248V247H6ZM238 248V247H237ZM190 249V250H189ZM32 250H33V248H32ZM31 250V251H32ZM96 250H98V251H96ZM28 251V250H27ZM30 251V250H29ZM29 251H28V253H29ZM31 251H30V253H31ZM44 251V250H43ZM95 251V252H94ZM94 252V253H93ZM44 253V252H43ZM143 254H145L144 256H142ZM153 254V255H152ZM227 254V253H226ZM232 254V253H231ZM31 255V254H30ZM234 255V254H233ZM251 256H252V254H250ZM93 256V257H92ZM238 256V255H237ZM142 257H143V259H142ZM147 257H149V258H147ZM157 257H159V259H157ZM228 257H229V255L226 257V258H222L218 263L219 264H257L255 261L256 260H252V258H250V259H248L247 257H248V255H247V257H246V255H245V257L243 258H239V257H236V256H232V258H230V259H228ZM255 257V256H254ZM133 260V261H132ZM134 260H136V261H134ZM258 262V261H257ZM125 263V264H126ZM11 264V263H10Z\"/></svg>", "mask_w": 264, "mask_h": 264}, {"label": "snow or ice", "instance_id": "6c2138e0", "mask_svg": "<svg viewBox=\"0 0 264 264\" xmlns=\"http://www.w3.org/2000/svg\"><path fill=\"white\" fill-rule=\"evenodd\" d=\"M140 239H142V238H140ZM135 243H136V247L137 248H140L141 247L139 240H137ZM144 244H147V250L148 251H151L152 245L151 244H148V242L146 240L144 241ZM157 259H159V257H157Z\"/></svg>", "mask_w": 264, "mask_h": 264}]
</instances>
